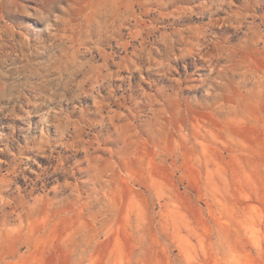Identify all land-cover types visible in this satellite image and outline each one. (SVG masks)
I'll use <instances>...</instances> for the list:
<instances>
[{
  "label": "clouds",
  "instance_id": "obj_1",
  "mask_svg": "<svg viewBox=\"0 0 264 264\" xmlns=\"http://www.w3.org/2000/svg\"><path fill=\"white\" fill-rule=\"evenodd\" d=\"M179 2L0 0V264H155L150 186L125 211L140 176L118 162L182 155L213 120L264 134V0ZM213 257L231 264L229 242Z\"/></svg>",
  "mask_w": 264,
  "mask_h": 264
},
{
  "label": "rangeland",
  "instance_id": "obj_2",
  "mask_svg": "<svg viewBox=\"0 0 264 264\" xmlns=\"http://www.w3.org/2000/svg\"><path fill=\"white\" fill-rule=\"evenodd\" d=\"M196 4L197 0H180L173 7L194 8ZM134 85L137 91L141 87L147 90L139 74ZM196 119L210 118L194 116ZM111 127L114 133L120 127L115 118ZM137 134L146 141L139 129ZM172 143H178L175 137ZM262 146L264 134L257 129L213 120L211 126L201 127L190 146L181 149L182 155L156 157L144 143L134 152L130 150L126 161L118 162L140 176L134 186L121 185L119 198L125 211L132 208L139 217L141 196H147L150 186V199L159 213V235L154 230L150 261L175 264L180 259L182 264H199L201 257L207 258L208 245L221 238L232 248L231 264H259L264 259ZM66 163L71 164L72 158ZM115 227L109 236L112 246L127 241L122 251L131 249V239L119 224ZM210 264H217L215 257Z\"/></svg>",
  "mask_w": 264,
  "mask_h": 264
}]
</instances>
